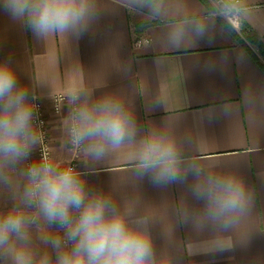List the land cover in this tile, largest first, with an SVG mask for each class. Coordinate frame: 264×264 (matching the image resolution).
<instances>
[{"label": "crops", "instance_id": "0c3cea01", "mask_svg": "<svg viewBox=\"0 0 264 264\" xmlns=\"http://www.w3.org/2000/svg\"><path fill=\"white\" fill-rule=\"evenodd\" d=\"M200 2L163 0L154 16L130 10L133 0H91L96 18L82 35L38 39L0 0V62L10 59L18 83L41 103L57 166L73 160L70 98L79 91L93 99L120 97L135 118L138 139L153 131L170 134L184 166L196 162L244 182L247 211L223 229L199 215L203 202L191 195L192 177L158 187L137 176L127 152L100 161L81 152L76 166L86 191L129 212L130 221H146L155 264H264V71L236 42L231 26ZM240 17L264 44V0H242ZM194 21L208 25L202 39L176 46L164 38L173 25ZM57 95L66 100L55 112ZM24 164L10 186L0 185V213L19 206ZM29 234L34 260L48 253L54 261L45 239L62 236L58 226L40 219ZM0 264L11 261L0 258Z\"/></svg>", "mask_w": 264, "mask_h": 264}, {"label": "clouds", "instance_id": "9594fccd", "mask_svg": "<svg viewBox=\"0 0 264 264\" xmlns=\"http://www.w3.org/2000/svg\"><path fill=\"white\" fill-rule=\"evenodd\" d=\"M3 7L38 39L65 34L79 37L96 18L91 0H3ZM162 9L163 0H133L130 8L154 16ZM210 11L222 18L239 17L240 0H212ZM207 33L203 21L180 22L164 38L179 46ZM70 102L75 108L68 134L88 158L100 161L111 153L127 152L137 176L147 177L158 187L186 183L192 177L191 195L203 202L199 215L223 229L247 211L249 196L240 178L206 170L196 162L184 166L176 139L165 132L153 131L138 139L135 118L120 97L93 99L77 91ZM34 119L29 91L18 83L10 59L0 62L2 186H10L19 166L30 160L38 136ZM22 175L25 183L19 206L0 213V258L11 264H155L153 245L144 230L146 221H130L129 212L117 210L101 195L88 193L74 169L31 160ZM40 219L62 230V236L45 239L54 250V261L48 253L34 260L28 247L29 229Z\"/></svg>", "mask_w": 264, "mask_h": 264}, {"label": "built area", "instance_id": "2783aa9c", "mask_svg": "<svg viewBox=\"0 0 264 264\" xmlns=\"http://www.w3.org/2000/svg\"><path fill=\"white\" fill-rule=\"evenodd\" d=\"M208 1H210L209 3L212 4V0H208ZM241 1L242 0H240V5H241ZM210 16L211 17H215V18H221V19L225 20L232 27V29H235L237 31L239 30V27L241 26V17H240V15H239V17L229 16L227 18H222V17L216 15L214 12H210ZM142 41L143 42H147V39H143ZM31 99H32V103L34 105V110H35L34 125L36 127L38 136H37V144L35 145V147L33 148V151H32V155L33 156L30 157L29 161L25 162L23 168H26L28 163L31 160H43V161H46V162L47 161H51L50 160L51 154H49L50 145H49V141H48V139H49V129L47 128L48 124H47L46 118L43 115V108H42V105L39 102L38 98L33 97ZM65 100H66L65 97H63L62 95H57L56 97L53 98L52 101H53V107H54V111L55 112L59 111L61 106L65 103ZM67 140H68V144H69V147L71 149V152L74 154V157L76 159H78L79 156L82 154L81 152H83V149L79 145H75L71 141V139L69 137V134H68V139ZM75 160L71 164H69L67 166H64V167H70V168L74 169L78 173V171L76 169V166H75V164H76ZM27 211L32 213L35 210L34 209H28ZM58 232L63 234L62 230L59 229V226H58Z\"/></svg>", "mask_w": 264, "mask_h": 264}, {"label": "trees", "instance_id": "16d2710c", "mask_svg": "<svg viewBox=\"0 0 264 264\" xmlns=\"http://www.w3.org/2000/svg\"><path fill=\"white\" fill-rule=\"evenodd\" d=\"M209 11L211 9L208 0H199ZM209 3V4H208ZM242 23V22H241ZM226 28L230 30L227 24ZM239 33H236L232 29L230 30L233 34L236 42L250 55V57L258 64L264 71V44L262 39L258 37L250 28L244 23L241 24Z\"/></svg>", "mask_w": 264, "mask_h": 264}, {"label": "rangeland", "instance_id": "374dc122", "mask_svg": "<svg viewBox=\"0 0 264 264\" xmlns=\"http://www.w3.org/2000/svg\"><path fill=\"white\" fill-rule=\"evenodd\" d=\"M210 2V1H209ZM210 6H211V3H210ZM242 22V21H241ZM242 24V23H241ZM241 27V26H240ZM239 27V30L237 31V30H235V29H233V31H235L236 33H239V31H240V28ZM230 28H232V27H230ZM50 152H51V149H50ZM50 152H49V154H50ZM72 153V152H71ZM72 155H73V160H70L68 163H66L65 165H62L61 167H64V166H67V165H69V164H71L72 162H74V160L76 159L75 157H74V154L72 153ZM50 160H51V158H50ZM52 162V161H51ZM75 163H76V160H75ZM77 164V163H76ZM76 164H75V166H76ZM76 169H77V171H78V166H76Z\"/></svg>", "mask_w": 264, "mask_h": 264}]
</instances>
